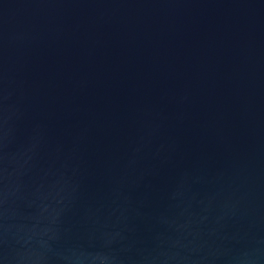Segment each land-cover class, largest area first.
<instances>
[{
    "label": "water",
    "instance_id": "1",
    "mask_svg": "<svg viewBox=\"0 0 264 264\" xmlns=\"http://www.w3.org/2000/svg\"><path fill=\"white\" fill-rule=\"evenodd\" d=\"M0 264H264V0H0Z\"/></svg>",
    "mask_w": 264,
    "mask_h": 264
}]
</instances>
